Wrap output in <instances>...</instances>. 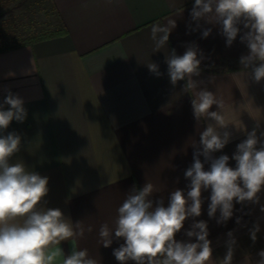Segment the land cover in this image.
<instances>
[{"label": "crops", "instance_id": "obj_1", "mask_svg": "<svg viewBox=\"0 0 264 264\" xmlns=\"http://www.w3.org/2000/svg\"><path fill=\"white\" fill-rule=\"evenodd\" d=\"M50 2L65 36L0 50V89L9 86L18 92L28 113L23 123L12 121L3 134L14 131L22 138L12 163L23 162L28 171L49 178L46 206L61 209L85 228L83 237L51 246L50 251L60 253L53 264H62L63 254L73 247L86 248L98 264H119L112 252L123 240L105 248L100 226L115 227L117 209L133 186L152 183V199L163 198L165 206L172 191L186 193L190 181L184 173L193 163L192 145L199 143L206 126L203 118L197 121L193 115L195 91H184L186 81L175 86L170 82L165 63L170 50L183 55L186 46L195 43L205 57L200 75L193 79L202 81L198 90L207 88L223 99V111L233 124V138L214 154L217 157H231L257 121V134L264 131V80L255 82L251 70L239 63L248 51L239 36L228 47L218 26L201 21L202 27L192 31L194 0ZM169 21H175V27L167 45L157 51L151 28ZM204 28L212 29L207 38H202ZM151 62L163 75L149 71ZM229 164L235 167L234 160ZM208 167L205 164V170ZM259 195L264 205V189ZM209 196L210 190L202 191L201 215L186 219L176 239L187 240L193 219L204 220L213 249L209 264H222L229 231L237 241L232 264H255L264 249L260 205L234 201L232 218L218 224L207 215ZM256 223L261 230L253 243L249 230Z\"/></svg>", "mask_w": 264, "mask_h": 264}, {"label": "clouds", "instance_id": "obj_2", "mask_svg": "<svg viewBox=\"0 0 264 264\" xmlns=\"http://www.w3.org/2000/svg\"><path fill=\"white\" fill-rule=\"evenodd\" d=\"M190 17L196 22L192 31L202 27L201 21L218 26L228 47L239 36L248 49L239 63L243 69L251 70L255 82L264 80V0H194ZM174 27L175 21L152 26L151 39L157 51L167 45ZM211 32V28H204L202 38ZM203 59L195 43L188 44L183 55L171 49L165 57L171 84L186 81L184 91H195L191 100L193 115L197 121L203 118L206 126L199 134V143L192 145L193 163L184 173L190 181L186 193L179 188L172 191L165 206L163 198L152 199L156 192L152 183L147 182L142 188L133 186L117 209L115 227L110 228L107 223L100 226L98 235L105 248L114 240H123L112 252L119 264H209L213 249L206 221L193 219L185 232L188 239H176L186 219L201 215L202 191L210 190L207 215L216 218L218 224L232 218L234 201L260 205L259 194L264 189V131L257 134L260 128L257 121L251 131H246V139L237 144L231 157L214 155L233 138L229 130L233 124L223 111L222 98L207 88L198 90L202 81L193 78L200 75ZM147 67L157 77L163 75L158 64L151 62ZM0 94V264H53L60 253L50 251L51 246L72 237H83L85 228L82 221L73 223L65 217L61 209L46 206L47 176L28 171L23 162H11L21 149L22 138L14 131L3 133L12 121L23 123L28 113L25 99L11 87L4 86ZM214 105L217 110H211ZM230 159L235 161V167L230 166ZM205 164L209 165L207 170ZM260 211L264 212V205H260ZM236 222L241 221L237 218ZM260 230L258 223L249 230L253 243ZM87 231L92 229L89 227ZM227 237L222 264H232L237 244L232 231ZM257 255L255 264H264V249ZM62 264L98 262L86 248L73 247L70 254H63Z\"/></svg>", "mask_w": 264, "mask_h": 264}, {"label": "rangeland", "instance_id": "obj_3", "mask_svg": "<svg viewBox=\"0 0 264 264\" xmlns=\"http://www.w3.org/2000/svg\"><path fill=\"white\" fill-rule=\"evenodd\" d=\"M59 26L50 0H0V50L18 37H33Z\"/></svg>", "mask_w": 264, "mask_h": 264}, {"label": "trees", "instance_id": "obj_4", "mask_svg": "<svg viewBox=\"0 0 264 264\" xmlns=\"http://www.w3.org/2000/svg\"><path fill=\"white\" fill-rule=\"evenodd\" d=\"M66 34H67L66 30L63 29L61 26H59L56 27L53 31H49L39 35H34L33 37H29V38L18 37L11 45L2 48L1 51H8L16 48H21L24 46L35 44L42 40L65 36Z\"/></svg>", "mask_w": 264, "mask_h": 264}]
</instances>
